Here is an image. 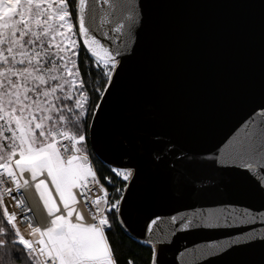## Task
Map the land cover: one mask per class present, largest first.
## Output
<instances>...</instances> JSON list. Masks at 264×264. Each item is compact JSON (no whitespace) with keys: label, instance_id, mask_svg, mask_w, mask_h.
I'll list each match as a JSON object with an SVG mask.
<instances>
[{"label":"snow or ice","instance_id":"obj_1","mask_svg":"<svg viewBox=\"0 0 264 264\" xmlns=\"http://www.w3.org/2000/svg\"><path fill=\"white\" fill-rule=\"evenodd\" d=\"M149 7V0H0V248L11 245L23 254L8 251L10 260L118 264L109 217L123 215L126 197L108 177L113 195L101 183L86 147L87 125L90 118L98 124L110 117ZM178 164L184 169L174 177L178 187L191 188L204 202L146 224L149 234L157 230L146 264H160L156 244L169 237L215 231L225 238L178 249L173 264H264V210L215 198L226 182L240 178L264 200V111L223 147L181 149ZM111 172L131 183L138 169L129 157ZM31 186L49 219L43 227L29 222L22 232L20 214L9 210L5 196L24 211L14 193Z\"/></svg>","mask_w":264,"mask_h":264},{"label":"water","instance_id":"obj_2","mask_svg":"<svg viewBox=\"0 0 264 264\" xmlns=\"http://www.w3.org/2000/svg\"><path fill=\"white\" fill-rule=\"evenodd\" d=\"M149 5L148 24L137 55L125 66L112 113L98 124L91 119L87 138L110 169L129 163V157L135 163L138 174L126 182L123 215L116 219L128 238L152 248L148 241L157 230L146 231L152 218L204 202L177 185L174 177L184 172L180 150L223 147L264 111V0H149ZM215 198L264 210V200L240 178L226 182ZM216 238L225 234L169 237L156 244L160 264H173L185 247Z\"/></svg>","mask_w":264,"mask_h":264},{"label":"trees","instance_id":"obj_3","mask_svg":"<svg viewBox=\"0 0 264 264\" xmlns=\"http://www.w3.org/2000/svg\"><path fill=\"white\" fill-rule=\"evenodd\" d=\"M82 60V72L85 73V78L90 79L91 77L88 76V62L85 60L83 53L81 55ZM96 70L92 69V75H95ZM102 83V81H101ZM98 103V101H96ZM91 118L88 121L87 128H89ZM86 147L88 149L90 159L94 165V169L97 171L98 176L108 189L109 193L113 195L112 188L113 185L108 184V180L105 177L113 180L115 187L125 188L126 182H123L121 178H117L114 173L111 172V169L106 165L102 164L93 154L87 138ZM0 216H2V210H0ZM110 220H112V229L108 233L110 242L113 244L115 249L116 256L118 258V264H127L128 261H132V264H146V261L149 258V252L151 247L136 242L130 238H128L119 228L117 224L116 216L110 215ZM0 226H2V222H0ZM3 238V237H0ZM11 239V235L8 237ZM8 251L15 252L19 255H23L19 253L18 249L13 248L11 245H8L6 248H0V264H23V259L21 260H10L9 257L6 255Z\"/></svg>","mask_w":264,"mask_h":264},{"label":"bare ground","instance_id":"obj_4","mask_svg":"<svg viewBox=\"0 0 264 264\" xmlns=\"http://www.w3.org/2000/svg\"><path fill=\"white\" fill-rule=\"evenodd\" d=\"M17 200L21 201V209L16 210L20 214L21 222L19 224L22 231L29 222L34 223L37 226H45L48 223V217L44 211V208L37 196L34 186L21 189L19 193H14ZM30 210V211H29Z\"/></svg>","mask_w":264,"mask_h":264},{"label":"built area","instance_id":"obj_5","mask_svg":"<svg viewBox=\"0 0 264 264\" xmlns=\"http://www.w3.org/2000/svg\"><path fill=\"white\" fill-rule=\"evenodd\" d=\"M91 160V159H90ZM92 162V161H91ZM93 164V163H92ZM94 166V165H93ZM102 183V182H101ZM110 196H111V194H110ZM56 198V197H55ZM57 199V198H56ZM5 201H6V203L8 204V207H9V210L10 211H16L17 210V208L14 206L15 205V201H11V200H9L8 199V197L7 196H5ZM78 208H79V210H81V211H83V213H84V215L86 216V217H88L89 216V213H88V211H87V209L84 207V205H83V201H81V204L80 205H78ZM44 211H45V209H44ZM46 213V212H45ZM46 226V225H45ZM22 227H24L23 228V230L25 231L26 230V227L27 226H22ZM43 227V226H42ZM24 231H22V232H24Z\"/></svg>","mask_w":264,"mask_h":264},{"label":"rangeland","instance_id":"obj_6","mask_svg":"<svg viewBox=\"0 0 264 264\" xmlns=\"http://www.w3.org/2000/svg\"><path fill=\"white\" fill-rule=\"evenodd\" d=\"M37 193V192H36ZM37 196H38V198H39V194L37 193ZM39 200H40V198H39ZM40 202H41V204H42V201L40 200ZM43 206V205H42Z\"/></svg>","mask_w":264,"mask_h":264},{"label":"crops","instance_id":"obj_7","mask_svg":"<svg viewBox=\"0 0 264 264\" xmlns=\"http://www.w3.org/2000/svg\"><path fill=\"white\" fill-rule=\"evenodd\" d=\"M53 190V193H54V189H52ZM53 195H55V194H53ZM57 199H58V197H56Z\"/></svg>","mask_w":264,"mask_h":264}]
</instances>
